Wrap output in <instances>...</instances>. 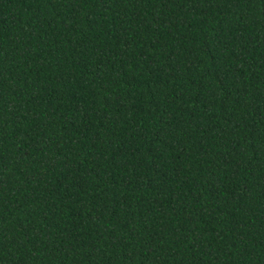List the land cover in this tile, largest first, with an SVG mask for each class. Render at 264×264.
I'll return each instance as SVG.
<instances>
[{"label":"trees","instance_id":"trees-1","mask_svg":"<svg viewBox=\"0 0 264 264\" xmlns=\"http://www.w3.org/2000/svg\"><path fill=\"white\" fill-rule=\"evenodd\" d=\"M0 264H264V0H0Z\"/></svg>","mask_w":264,"mask_h":264}]
</instances>
